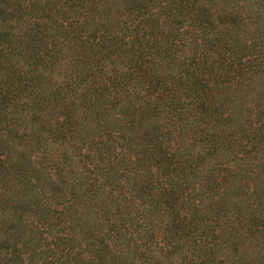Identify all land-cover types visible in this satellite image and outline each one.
Masks as SVG:
<instances>
[{
    "label": "trees",
    "instance_id": "trees-1",
    "mask_svg": "<svg viewBox=\"0 0 264 264\" xmlns=\"http://www.w3.org/2000/svg\"><path fill=\"white\" fill-rule=\"evenodd\" d=\"M0 264H264V0H0Z\"/></svg>",
    "mask_w": 264,
    "mask_h": 264
}]
</instances>
